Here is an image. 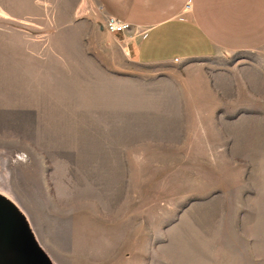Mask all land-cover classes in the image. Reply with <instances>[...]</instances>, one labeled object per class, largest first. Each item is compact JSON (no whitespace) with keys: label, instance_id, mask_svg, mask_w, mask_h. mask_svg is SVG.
<instances>
[{"label":"rangeland","instance_id":"374dc122","mask_svg":"<svg viewBox=\"0 0 264 264\" xmlns=\"http://www.w3.org/2000/svg\"><path fill=\"white\" fill-rule=\"evenodd\" d=\"M75 3L0 0L22 10L0 22L28 28L31 5L54 6L63 22ZM117 85L127 103L103 107L99 125L0 124V193L53 264H264V57L134 64Z\"/></svg>","mask_w":264,"mask_h":264},{"label":"crops","instance_id":"0c3cea01","mask_svg":"<svg viewBox=\"0 0 264 264\" xmlns=\"http://www.w3.org/2000/svg\"><path fill=\"white\" fill-rule=\"evenodd\" d=\"M53 9L31 5L28 28L0 22V124L99 125L103 107L116 111L127 103L131 90L118 86L117 77L132 78L134 64H182L218 52L264 57V0H76L63 22ZM0 11L22 12L15 5ZM105 15L129 29L107 32ZM55 44L71 46V52L56 55ZM55 75L115 78L69 86L54 84ZM226 77L219 74L214 84H228Z\"/></svg>","mask_w":264,"mask_h":264},{"label":"water","instance_id":"95a60500","mask_svg":"<svg viewBox=\"0 0 264 264\" xmlns=\"http://www.w3.org/2000/svg\"><path fill=\"white\" fill-rule=\"evenodd\" d=\"M0 264H53L19 206L0 193Z\"/></svg>","mask_w":264,"mask_h":264},{"label":"built area","instance_id":"2783aa9c","mask_svg":"<svg viewBox=\"0 0 264 264\" xmlns=\"http://www.w3.org/2000/svg\"><path fill=\"white\" fill-rule=\"evenodd\" d=\"M103 24L105 29L113 34L124 32L129 29V23L121 21L110 15L104 16Z\"/></svg>","mask_w":264,"mask_h":264}]
</instances>
